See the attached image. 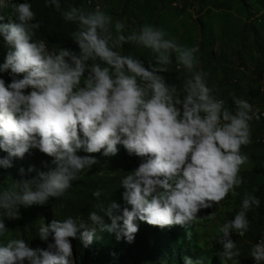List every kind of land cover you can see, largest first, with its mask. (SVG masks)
Wrapping results in <instances>:
<instances>
[{
  "label": "clouds",
  "instance_id": "obj_1",
  "mask_svg": "<svg viewBox=\"0 0 264 264\" xmlns=\"http://www.w3.org/2000/svg\"><path fill=\"white\" fill-rule=\"evenodd\" d=\"M44 5L75 25L70 38L78 51L49 50L35 38L42 22L28 0L13 4L15 22L0 24V43L7 48L0 74L10 77L7 83L0 77V151L6 153L0 168H10L13 158L30 149L51 157L42 162L44 170L30 165L27 172L35 175L0 187V238L6 237L5 218L18 219L21 207L61 198L81 171L96 163L94 156L77 151L110 157L122 146L140 163L120 181L123 205L112 200L89 212L88 222L68 216L42 224L38 238L52 237L46 248L6 238L0 243V264H72L70 237L87 247L99 229L131 242L137 219L161 228L184 226L190 238L188 229L201 218L198 210L235 195L242 183L238 173L248 156L241 147L251 143L252 106L232 96L229 110L207 86L206 73L196 68L197 49L177 43L160 27L142 24L125 33V24L99 6L62 7L61 0H44ZM124 44L149 50L153 60L146 64L122 54L118 49ZM173 57L188 73L179 89L161 75ZM18 171L25 175V169ZM259 205V198L245 194L233 218L219 226L214 240L221 264H236L240 251L230 233L244 236L247 213ZM249 256L254 264H264V232ZM183 260L202 264L187 256Z\"/></svg>",
  "mask_w": 264,
  "mask_h": 264
},
{
  "label": "rangeland",
  "instance_id": "obj_2",
  "mask_svg": "<svg viewBox=\"0 0 264 264\" xmlns=\"http://www.w3.org/2000/svg\"><path fill=\"white\" fill-rule=\"evenodd\" d=\"M173 6L167 0H61V6L69 4L83 6L86 10L99 6L113 20L125 24V33L131 32L142 24H152L165 30L169 38L181 45L194 47L197 58L196 68L206 73V83L213 95L225 100V106L233 110L232 96L247 100L253 109V119L249 122L251 143L241 147L248 156L246 164L241 166L238 175L242 183L235 188V195L229 193L219 204L200 209L194 222L190 238L181 225L163 228L136 220L141 230H137L134 239L126 242L123 237L116 239L115 233L97 229L92 245L100 248L98 264H130V258L137 253L139 234L146 239L149 248L163 247L159 254L168 264H184L185 256L201 259L202 264H221L217 252L220 246L214 236L219 226L229 214H234L245 194L260 198L259 207L247 213L249 230L244 236L230 233L240 251L236 264H254L249 250L264 232V0H173ZM24 0H0V24L15 22L11 17V8ZM35 13V19L42 22L36 30L35 38L45 41L49 50L60 47L78 51V46L70 38L75 25L65 23L51 6L45 7L44 0H28ZM176 3V6H174ZM7 48L0 43V63H3ZM122 54L139 57L146 64L153 60L149 50L134 44H124L118 49ZM161 73L166 83L175 84L179 89L188 75L175 58ZM9 82L7 73L0 74ZM114 156L106 157L97 153L76 152L79 156L91 155L96 163L84 169L65 194L58 199L50 197L43 204H34L19 209L18 219L5 218L7 228L5 238H22L30 247L46 248L52 242L38 238V229L53 219L63 220L71 216L87 221L88 213L106 207L112 200L123 205L124 191L120 184L122 177L135 169L140 158L128 155L122 146H118ZM6 153L0 151V157ZM51 157L38 149H30L22 158H13L10 168H0V187L11 185V180L28 179L35 172L28 173V167L44 170L42 162H50ZM25 169L21 177L19 169ZM99 191V197L92 193ZM259 195V196H258ZM211 217V218H210ZM108 223L107 217H104ZM232 219V218H230ZM229 219V220H230ZM72 250V264L83 254V244L78 238H69ZM226 264H232L231 261Z\"/></svg>",
  "mask_w": 264,
  "mask_h": 264
},
{
  "label": "trees",
  "instance_id": "obj_3",
  "mask_svg": "<svg viewBox=\"0 0 264 264\" xmlns=\"http://www.w3.org/2000/svg\"><path fill=\"white\" fill-rule=\"evenodd\" d=\"M259 200L261 201L260 198ZM234 214H229L223 222L233 218ZM137 227L141 230L139 225ZM138 236L137 253L130 258V264H168L167 261H162L161 253L159 254L163 247L149 248L146 239L142 237L141 233ZM83 249V254L76 264H98L100 248L90 244L87 247L83 246Z\"/></svg>",
  "mask_w": 264,
  "mask_h": 264
},
{
  "label": "built area",
  "instance_id": "obj_4",
  "mask_svg": "<svg viewBox=\"0 0 264 264\" xmlns=\"http://www.w3.org/2000/svg\"><path fill=\"white\" fill-rule=\"evenodd\" d=\"M167 1H169L171 3V5L173 6V3H174L173 0H167ZM261 81H264V80H261ZM258 114L259 115L264 114V111H260Z\"/></svg>",
  "mask_w": 264,
  "mask_h": 264
},
{
  "label": "bare ground",
  "instance_id": "obj_5",
  "mask_svg": "<svg viewBox=\"0 0 264 264\" xmlns=\"http://www.w3.org/2000/svg\"><path fill=\"white\" fill-rule=\"evenodd\" d=\"M174 6H176V3H175V5ZM263 80V79H262Z\"/></svg>",
  "mask_w": 264,
  "mask_h": 264
}]
</instances>
